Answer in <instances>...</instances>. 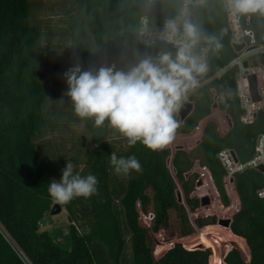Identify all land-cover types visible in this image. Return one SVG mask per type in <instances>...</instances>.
<instances>
[{"label":"trees","instance_id":"1","mask_svg":"<svg viewBox=\"0 0 264 264\" xmlns=\"http://www.w3.org/2000/svg\"><path fill=\"white\" fill-rule=\"evenodd\" d=\"M51 18L41 21L36 0H0V264H213L210 249H187L176 242L160 258L154 255L151 232L140 223L141 214L152 215V231L170 227L175 214L180 238L194 234L189 211L201 206L193 197L200 175L198 162L207 168L225 206L230 205L224 186L225 169L218 154L232 150L242 163L255 153L256 139L264 133V112L253 123L242 122L245 110L238 96L240 68L233 65L238 53L230 41L227 14L222 0H191V16L203 36L194 49L209 48L210 79L190 97L194 109L181 122L176 134H189L206 117L214 104L232 120L222 136L215 122H208L196 147L152 151L137 143L129 146L116 130L97 127L92 120L76 116L65 94L64 73L76 64L82 70L115 65L127 71L144 56L156 57L176 48L139 41V22L148 16L153 28H163L175 18L179 0H57ZM58 16L55 20L53 17ZM249 49L260 45L264 15H242ZM220 47L217 48L216 44ZM250 67L264 66V55L248 61ZM203 81H199V85ZM81 127L67 154L57 155L46 141L49 136ZM135 155L142 171L114 173L111 153ZM70 161L74 173L93 174L98 194L77 197L66 204L72 247L62 248L40 222L52 208L49 183L59 181ZM240 210L230 230L245 241L224 257L223 264H264V198L258 191L264 175L247 169L234 175ZM182 201L178 200V192ZM215 216L197 219V227L216 225ZM239 250V251H238ZM250 255L249 261L248 260Z\"/></svg>","mask_w":264,"mask_h":264},{"label":"clouds","instance_id":"2","mask_svg":"<svg viewBox=\"0 0 264 264\" xmlns=\"http://www.w3.org/2000/svg\"><path fill=\"white\" fill-rule=\"evenodd\" d=\"M225 8L233 17L260 13L264 15V0H224ZM184 0L179 14L165 21L162 38L173 43L176 51L161 52L156 57L144 56L127 71L115 65L96 70H82L79 64L63 75L67 83L66 95L74 112L81 120H92L94 125L108 126L126 139L129 146L137 143L156 151L168 146L180 127L174 114L190 90L199 86L198 76L207 71L204 57L194 52L201 39L210 43L215 37L203 36L189 19ZM219 48V43L216 44ZM114 173L141 172L142 165L135 155L118 157L111 153ZM98 179L93 174L74 173L68 161L59 181L49 183L48 193L54 202L66 204L77 197L90 198L98 194Z\"/></svg>","mask_w":264,"mask_h":264},{"label":"rangeland","instance_id":"3","mask_svg":"<svg viewBox=\"0 0 264 264\" xmlns=\"http://www.w3.org/2000/svg\"><path fill=\"white\" fill-rule=\"evenodd\" d=\"M37 4L40 6V20L46 21L51 18L50 14L52 10L50 7H54L57 11L60 9L57 3V0H36ZM58 16L53 17L55 20ZM258 76L261 78L260 73ZM178 113V111H177ZM213 121L217 125V129L221 135H224L230 128L227 117L224 113L219 110L213 109L210 116L203 119L200 124L189 134H178L175 135L173 141L166 146L171 150H175L177 147H183L187 151L193 150L198 141L201 138L203 128L205 125ZM81 138V141L84 139L83 129L77 127L72 131H62L56 133L53 136H49L46 141L50 147V150L57 154H67L71 155L69 151L73 144V139L77 137ZM194 171L199 173L200 180L203 184L197 185L193 196L198 197H208L211 202L209 205L201 206L195 212H190V218L195 226L194 234L180 238L176 231V218L175 214L171 213L170 227L168 229H163L159 233L152 231V215L141 214L140 223L142 226L148 228L151 232L152 242L154 246V255L157 258H160L168 249H170L176 242H180L187 249H210L211 257H215L213 264H223L224 257L232 248L238 249L237 244L244 242V240L238 236H235L230 229L216 225H208L205 227H197L195 225V220L215 216L219 219H227L234 210H227L226 207H222V203L218 198L215 197L214 186H212L210 181V173L208 170L200 165L199 163L195 164ZM230 206L235 204V199H231ZM56 202H53L52 206ZM42 229L50 231L54 240L64 249H71L72 247V238L68 232L69 221L68 215L63 208L61 214L52 215L50 214L40 222ZM239 251V250H238Z\"/></svg>","mask_w":264,"mask_h":264},{"label":"built area","instance_id":"4","mask_svg":"<svg viewBox=\"0 0 264 264\" xmlns=\"http://www.w3.org/2000/svg\"><path fill=\"white\" fill-rule=\"evenodd\" d=\"M156 1L157 0H147V4L149 7H151L155 4ZM222 1L224 4V7H225V2H224V0H222ZM183 6H184V0H179L178 14H179V12ZM188 9H189V13H190V15H189V19H190V17H191V3L188 5ZM225 10H226V8H225ZM226 14H227L228 27L230 30L231 44L232 45L242 44V43L245 44V48L241 52L238 53V56L234 59L232 64L235 66H238L240 68V73H239V77H238V96L240 99L241 107L245 110V114L241 117V120H242V122H244L246 124H251L254 122L256 115L260 111L264 112V66L258 65V66L250 67L248 64V68H245L244 62L249 61V59L255 55H259V54L264 55V32L262 35V41H261L260 45L255 47V48L249 49L246 45V42H245V37L248 35V32L243 28L242 15L237 16V17H233L229 14V12L227 10H226ZM162 33L163 32L155 31V28H153V26L151 25V22H150L148 16L144 15L141 17L140 22H139V41L142 45L150 46V45L155 44V43H162V44H166V45H169V46H172L175 48V45L173 43L162 38V36H161ZM195 54L201 55L204 57L205 63L207 65V71L204 74L200 75L201 76L200 81H203V82L197 88H195L194 90H190L188 92L187 99L182 100L181 105L185 101L189 100V97L200 86H202L203 84L207 83L210 80V79L203 80L205 77H207L210 74V65H209V57H208L209 48H208V46H202L199 53H195ZM258 73H260L261 78L258 76ZM251 74H254L257 78V92H258L259 97L261 98V100L258 102L253 101L252 94L250 92V85H249V81H248V76ZM224 135H222V136H224ZM233 154H235V153L232 150L223 149L219 152L218 157H219V160L221 161V163L225 169V172H226V174L224 176V186H225L227 196L230 199V203L232 201L231 199H235V204H233L231 206L230 205L225 206L222 203L221 197H220V195H219V193H218V191L214 185V182H213L211 174H210V181H211L212 186H214L215 197L220 200V202L222 203V207L223 206L226 207L227 210H231V209L234 210V213H232L230 216L227 217V219H231V220H232L233 216L240 210V206H241L239 195H238L236 185L234 182V175L236 173H241L247 169L259 170V167L264 168V133L261 134L256 139L255 153H254V156L249 161L242 163L238 160V158L235 159ZM196 163H198V162H196ZM208 172H209V170H208ZM262 173L264 175V172H262ZM199 182H201L203 184V182L201 180H199L198 183ZM198 183H197V185H198ZM192 196H193V193H192ZM258 196L260 198H264V186L258 191ZM193 197H195V196H193ZM210 202H211V200H210ZM189 217H190V212H189ZM201 219H203V218H201ZM190 220H191V218H190ZM191 223L194 225L192 220H191Z\"/></svg>","mask_w":264,"mask_h":264},{"label":"water","instance_id":"5","mask_svg":"<svg viewBox=\"0 0 264 264\" xmlns=\"http://www.w3.org/2000/svg\"><path fill=\"white\" fill-rule=\"evenodd\" d=\"M190 20L192 23H194V18L193 16L190 17ZM155 31L157 32H164V27L163 28H157L155 29ZM234 50L239 53L241 52L244 48H245V44L242 43V44H235V45H232ZM244 67L245 68H248V61H245L244 62ZM198 81L201 80V76H198L197 77ZM248 81H249V85H250V92L252 94V99L254 102H258L261 100V98L259 97L258 95V92H257V78L254 74H251L248 76ZM213 108H217V104H214ZM194 109V104L193 102L187 100L185 101L179 108L178 110V116L181 120V122H183L193 111ZM227 119H228V122L230 125H232V120L229 116H227ZM234 155V158L237 159L236 155ZM259 170L261 172H264V168L263 167H259ZM202 183L199 182L198 185H201ZM178 200L179 201H182V194L181 192L179 191L178 194ZM201 201V206H205V205H208L210 203V199L208 197H203L200 199ZM63 211V207L60 205V203H55L52 208H51V214L52 215H58V214H61ZM231 223H232V220L231 219H220L218 220V225L219 226H222V227H225L227 229H230V226H231ZM228 253V252H227Z\"/></svg>","mask_w":264,"mask_h":264},{"label":"crops","instance_id":"6","mask_svg":"<svg viewBox=\"0 0 264 264\" xmlns=\"http://www.w3.org/2000/svg\"><path fill=\"white\" fill-rule=\"evenodd\" d=\"M213 109H216V110H219L218 108H213ZM220 111V110H219ZM221 112V111H220ZM244 240V239H243ZM245 241V240H244ZM249 259H250V255H249V258H248V260H245V261H249Z\"/></svg>","mask_w":264,"mask_h":264}]
</instances>
